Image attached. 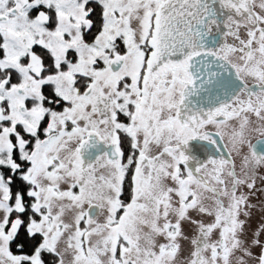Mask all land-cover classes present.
Returning a JSON list of instances; mask_svg holds the SVG:
<instances>
[{"label":"snow or ice","instance_id":"obj_1","mask_svg":"<svg viewBox=\"0 0 264 264\" xmlns=\"http://www.w3.org/2000/svg\"><path fill=\"white\" fill-rule=\"evenodd\" d=\"M0 264H264V0H0Z\"/></svg>","mask_w":264,"mask_h":264}]
</instances>
